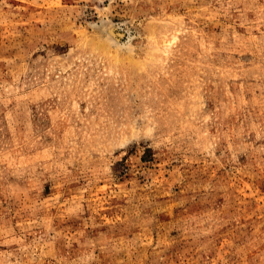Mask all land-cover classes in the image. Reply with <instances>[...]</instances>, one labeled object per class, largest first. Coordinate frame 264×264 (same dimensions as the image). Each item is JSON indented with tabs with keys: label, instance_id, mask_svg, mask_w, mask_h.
Wrapping results in <instances>:
<instances>
[{
	"label": "rangeland",
	"instance_id": "374dc122",
	"mask_svg": "<svg viewBox=\"0 0 264 264\" xmlns=\"http://www.w3.org/2000/svg\"><path fill=\"white\" fill-rule=\"evenodd\" d=\"M0 264H264V0H0Z\"/></svg>",
	"mask_w": 264,
	"mask_h": 264
},
{
	"label": "bare ground",
	"instance_id": "6f19581e",
	"mask_svg": "<svg viewBox=\"0 0 264 264\" xmlns=\"http://www.w3.org/2000/svg\"><path fill=\"white\" fill-rule=\"evenodd\" d=\"M110 30H111V29H110ZM109 35H110L109 38L112 37V39H113L115 42H118V41H119V40H116V39L114 38L113 33H111V34H109ZM109 38H108V40H110ZM111 41H112V40H111ZM115 42H114V43H115ZM118 44H119V43H118ZM116 45H117V44H116ZM124 45H125V44H124Z\"/></svg>",
	"mask_w": 264,
	"mask_h": 264
}]
</instances>
